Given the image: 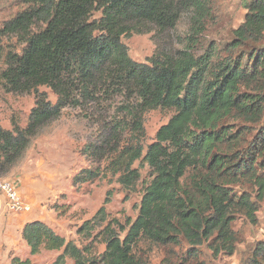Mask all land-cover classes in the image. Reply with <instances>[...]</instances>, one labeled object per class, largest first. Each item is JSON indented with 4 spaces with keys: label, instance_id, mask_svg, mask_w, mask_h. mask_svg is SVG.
<instances>
[{
    "label": "trees",
    "instance_id": "16d2710c",
    "mask_svg": "<svg viewBox=\"0 0 264 264\" xmlns=\"http://www.w3.org/2000/svg\"><path fill=\"white\" fill-rule=\"evenodd\" d=\"M26 1L29 8L2 26L1 35L17 38L24 48L20 56H7L0 79L7 92L33 93L36 103L24 128H0V173L64 108L110 100L113 90L124 97L122 112L130 120L111 121L100 145L85 151L97 162L106 160L102 172L124 189L140 178L136 162L151 171L126 230L108 219L105 199L77 230L90 244L79 248L32 221L21 232L29 254L62 250L51 264L65 258L74 264H216L221 256L236 255L242 242L236 222L255 227L264 205V0H243L244 22L229 41L201 55L193 48L194 28L208 16L202 0ZM189 6L195 26L184 49L160 54L149 65L128 57L123 38L173 31ZM35 26L40 28L33 32ZM40 87L56 96L54 105L38 94ZM156 109L174 115L145 149L141 114ZM100 174L99 168L81 170L72 185ZM98 238L104 251L91 259ZM11 264L34 263L14 257ZM239 264H264V244L255 243Z\"/></svg>",
    "mask_w": 264,
    "mask_h": 264
},
{
    "label": "rangeland",
    "instance_id": "374dc122",
    "mask_svg": "<svg viewBox=\"0 0 264 264\" xmlns=\"http://www.w3.org/2000/svg\"><path fill=\"white\" fill-rule=\"evenodd\" d=\"M250 1V0H247ZM208 16L196 29L197 39L193 51L203 54L209 46H220L231 39V32L244 22L246 14L243 0H202ZM29 8L26 0H0V32L5 22ZM188 7L177 21L176 28L166 34L152 31L148 34L132 35L121 40L127 49L128 57L137 64H150V60L163 55L174 54L184 49L192 37L195 26V12ZM95 14L93 18H98ZM40 26L33 27V32ZM24 45L13 36L0 33V75L6 69L8 55L20 56ZM46 101L54 105L56 96L50 89L38 88ZM110 100L88 101L83 107H66L60 116L45 125L31 139V143L22 158L9 170L0 173V180L17 184L31 181L32 187L29 203L24 194L22 198L30 204L31 210L21 215L11 214L6 207V200L0 195V264H11L14 257L28 259L34 264H51L62 254L60 251L42 250L31 256L21 237L22 227L28 219H37L50 227L67 242L82 248L90 241L79 238L77 230L96 214L108 199L104 209L108 219H115L127 229V222H133L138 215L139 204L144 187L150 181L151 171L140 161L133 165L140 178L130 189L122 188L111 174L102 172L106 160L95 161L85 149L89 145H100L99 137L111 121L130 118L122 112L124 97L111 91ZM100 98V97H99ZM36 96L33 93L15 94L5 90L0 79V128L6 131L12 125L24 128L31 110L35 107ZM174 115L171 110H150L141 114L144 139L141 145L146 149L155 138L157 131ZM107 131L104 132V134ZM123 142H121L122 144ZM99 168L101 174L90 182L78 187L72 185L73 177L84 169ZM29 194V193H28ZM27 194V195H28ZM258 225L255 227L237 221L235 230H241L242 242L233 257L221 256L216 264H239L248 250L255 243L264 244V205L257 213ZM243 224V226H242ZM126 232V231H125ZM125 233H120L123 237ZM91 259L97 258L104 251V244L95 239L91 246ZM64 264H74L65 258Z\"/></svg>",
    "mask_w": 264,
    "mask_h": 264
},
{
    "label": "built area",
    "instance_id": "2783aa9c",
    "mask_svg": "<svg viewBox=\"0 0 264 264\" xmlns=\"http://www.w3.org/2000/svg\"><path fill=\"white\" fill-rule=\"evenodd\" d=\"M0 195L6 200V210L11 214L21 215L31 210L30 204L22 198L14 182L0 180Z\"/></svg>",
    "mask_w": 264,
    "mask_h": 264
},
{
    "label": "crops",
    "instance_id": "0c3cea01",
    "mask_svg": "<svg viewBox=\"0 0 264 264\" xmlns=\"http://www.w3.org/2000/svg\"><path fill=\"white\" fill-rule=\"evenodd\" d=\"M33 185H35L34 183H32L31 181H26V182H24L23 183V181H22V183H21V185L19 186V192L21 193V194H24L25 195V197H26V199H28V202L29 203H32V204H34L35 202H34V199H30V194L32 195V187H33ZM35 186H37V185H35ZM29 193V194H28ZM28 194V195H27ZM30 196V197H29ZM32 221H39V220H37V219H31V220H27V221H25V223H24V225L26 224V223H29V222H32ZM24 225H23V227H24ZM23 227H22V229H23ZM22 231V230H21Z\"/></svg>",
    "mask_w": 264,
    "mask_h": 264
}]
</instances>
